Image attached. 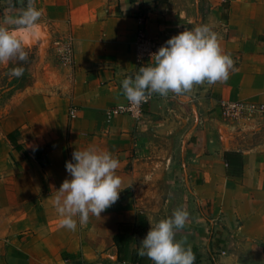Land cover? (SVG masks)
Returning <instances> with one entry per match:
<instances>
[{
    "label": "crops",
    "instance_id": "1",
    "mask_svg": "<svg viewBox=\"0 0 264 264\" xmlns=\"http://www.w3.org/2000/svg\"><path fill=\"white\" fill-rule=\"evenodd\" d=\"M27 2L0 0V24L14 27ZM175 3L35 0L40 19L72 40L75 62L65 67L69 81L55 79L42 112L26 111L22 129L6 130L0 121V152L10 151L17 166L7 179V191L16 198L6 207L0 264H153L139 254V242L149 221L180 206L189 217L176 239L191 248L195 264H264V148L223 149L206 134L223 103L264 104V0H216L210 8L204 24L234 61L227 80L186 93H153L140 119L107 117L109 108L125 102L121 81L140 66L139 30L167 40L198 25L192 9ZM45 145L51 148L42 166L32 149ZM90 145L119 159L122 190L101 216L90 214L84 224L75 217L77 228L69 230L60 224L55 197L69 178L66 161L76 148ZM226 151L241 153L239 175L228 174ZM19 216L22 222H15Z\"/></svg>",
    "mask_w": 264,
    "mask_h": 264
},
{
    "label": "clouds",
    "instance_id": "2",
    "mask_svg": "<svg viewBox=\"0 0 264 264\" xmlns=\"http://www.w3.org/2000/svg\"><path fill=\"white\" fill-rule=\"evenodd\" d=\"M40 17L35 0H28L13 21L14 27L0 24V64L28 58L21 33L37 30ZM233 63L213 28L198 24L184 27L169 37L150 54L147 63L121 81V86L128 101L138 105L153 93L162 96L169 92L186 93L195 85L227 80ZM23 72V66L12 68L14 76L19 77ZM119 166L116 156L94 145L73 151L72 158L65 164L69 178L62 182L55 197L62 227L75 230V217L84 224L90 214L101 216L118 200L122 190V180L117 174ZM188 217V210L180 206L165 218L149 221L150 227L139 242V254L147 256L153 264H195L191 248L176 239L177 231L185 227Z\"/></svg>",
    "mask_w": 264,
    "mask_h": 264
},
{
    "label": "rangeland",
    "instance_id": "3",
    "mask_svg": "<svg viewBox=\"0 0 264 264\" xmlns=\"http://www.w3.org/2000/svg\"><path fill=\"white\" fill-rule=\"evenodd\" d=\"M174 1L178 5L192 9L198 16L196 23L204 24L216 0ZM39 24L37 30L21 33L29 53L28 58L25 61L11 60L8 66L0 68V121L6 130L18 126L22 129L25 113L31 108L35 112H42L50 101L49 96L54 92L55 79L63 80L64 84L66 80L69 81V72L67 73L65 67H71L70 65L75 62V56L73 60L65 61L59 49L57 50L56 41L65 38L56 35L55 25L44 19H39ZM67 40L72 43L75 54L72 40L70 38ZM51 44L55 50H52ZM17 66L24 68L23 74L19 77L12 74V68ZM208 121L206 134L209 138H215L221 148L263 150L264 113L235 118L214 115ZM15 171L17 166L10 151L6 149L0 152V234L6 229V207L11 206L16 198L7 191V179ZM19 217L15 222H22V216ZM18 236H23V232Z\"/></svg>",
    "mask_w": 264,
    "mask_h": 264
},
{
    "label": "built area",
    "instance_id": "4",
    "mask_svg": "<svg viewBox=\"0 0 264 264\" xmlns=\"http://www.w3.org/2000/svg\"><path fill=\"white\" fill-rule=\"evenodd\" d=\"M165 40H159L156 38L148 37L144 34L142 29L138 32V40L136 45V60L141 65L146 63L150 59V54L158 50V48L164 44ZM58 44V49L60 51L61 57L65 61L73 60L74 48L71 42L67 39H58L56 41ZM138 64V65H139ZM151 100V95L140 104H132L128 101L125 96V102L118 104L109 108L106 112L109 119L121 115L127 114L136 119H140L144 115V107ZM263 114L264 113V104L250 102L245 100H236L223 103L220 107V111L217 114L218 116H224L225 118H235L241 115L252 116L254 114Z\"/></svg>",
    "mask_w": 264,
    "mask_h": 264
},
{
    "label": "trees",
    "instance_id": "5",
    "mask_svg": "<svg viewBox=\"0 0 264 264\" xmlns=\"http://www.w3.org/2000/svg\"><path fill=\"white\" fill-rule=\"evenodd\" d=\"M9 138L13 144V146L18 149V151H22L21 146L17 144V142L14 139L13 133L9 134ZM51 147L49 145L45 146H39L34 149H32V154L34 155L35 159L38 161V163L42 166H45L48 164V159L45 153L50 149ZM224 159L228 163V174H236L239 175L241 173V168H242V155L238 151H226L224 153ZM233 167V169H232ZM125 229H130L133 231L131 225L129 224H122ZM116 242L119 245V238L116 237Z\"/></svg>",
    "mask_w": 264,
    "mask_h": 264
}]
</instances>
